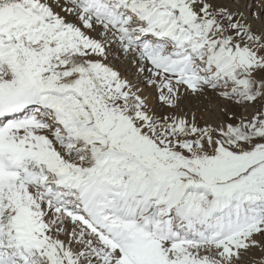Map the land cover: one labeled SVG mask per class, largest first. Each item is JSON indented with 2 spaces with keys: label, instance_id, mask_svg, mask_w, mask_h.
<instances>
[{
  "label": "snow or ice",
  "instance_id": "obj_1",
  "mask_svg": "<svg viewBox=\"0 0 264 264\" xmlns=\"http://www.w3.org/2000/svg\"><path fill=\"white\" fill-rule=\"evenodd\" d=\"M111 43L145 62L169 108L181 88L260 105L215 126L158 114L105 62ZM255 234L264 32L243 11L221 0H0V264H237Z\"/></svg>",
  "mask_w": 264,
  "mask_h": 264
},
{
  "label": "rangeland",
  "instance_id": "obj_2",
  "mask_svg": "<svg viewBox=\"0 0 264 264\" xmlns=\"http://www.w3.org/2000/svg\"><path fill=\"white\" fill-rule=\"evenodd\" d=\"M225 2L233 4L236 7L235 9H239V8H240L239 10L242 9V6L240 5L241 3L240 4L237 2L235 3V0H225ZM107 59L105 60L106 63L111 64V66L113 65L112 67L115 66L114 69L116 68V70L118 71L120 70V67L119 66L116 67L114 61L110 62L112 59L114 60L113 53H111V51L109 52ZM130 76L133 77V74H130L128 76V81L130 80ZM146 83L147 81L144 82V85H146V87L148 88L147 92L149 94H147L146 98L143 96L142 98L144 99L145 104L149 108L155 110L158 114H167L168 112H172V111H180L182 114L188 113L189 117L194 116L198 124L201 126H203L205 123H210L215 126L219 124L221 121L228 119L229 113L234 114V116L237 118L244 115H250L253 107H259L260 105L259 101L257 102L256 105H249V104L241 105L235 102V100L226 99L222 96L216 95L213 92H208L209 89L207 91L203 90L202 92L199 93H192L190 90L181 88L180 96L182 95L183 96L179 100L178 109H172L169 108L167 105L163 104L158 99V93L155 86ZM132 84L136 86L137 83H135L133 80ZM183 89L186 92L183 91ZM153 93L155 94V96H153ZM204 93L207 95L205 96ZM214 95L215 97H213ZM209 96L211 97V99L209 98ZM202 100L205 103H203ZM246 107L248 108L246 109ZM206 109L209 111L206 112ZM253 238L259 242V246L251 247L247 250V252H242L241 258L237 262V264H259L260 258L264 257V235L255 234ZM78 246L71 245V247L74 250H78L77 248Z\"/></svg>",
  "mask_w": 264,
  "mask_h": 264
},
{
  "label": "bare ground",
  "instance_id": "obj_3",
  "mask_svg": "<svg viewBox=\"0 0 264 264\" xmlns=\"http://www.w3.org/2000/svg\"><path fill=\"white\" fill-rule=\"evenodd\" d=\"M221 2L224 3L225 5L231 7L234 10L236 8L233 4L225 2V0H221ZM236 2L239 3V4L241 3L240 4L242 6L241 11L244 12L245 17L247 18V21L252 26V28L255 31H257V32H264V0H235V3ZM91 34L94 35V36L96 35V33H91ZM107 47H108V52L111 51V53H113L114 60L112 59L110 62L114 61V64L116 65V67H118V66L120 67V70H119L120 72L119 73L121 74V76L123 78L128 80V76L130 74H133V77L130 76V80L129 81L132 83L133 80H134V82L137 83L136 87L140 90L139 91V95H141V96L146 98L147 94H149V93L147 92L148 88L146 87V85H144V82L147 81V79L150 77L151 73H149L147 71H144V72H140L139 71L141 64H143L145 62L139 60V57L137 55H135V54H126V53H124L119 48V44L118 43H111ZM107 61H108V59H107ZM149 67H150V65H149ZM128 73H129V75H128ZM131 79H132V81H131ZM204 90L207 91L208 89L205 88ZM183 91H185V90L183 89ZM208 92H213V91L209 89ZM213 93L218 95L216 92H213ZM182 94H183V92H182ZM206 95L207 94H205V96ZM153 96H155L154 93H153ZM213 97H215V95ZM209 98L211 99L210 96H209ZM202 102H203V100H202ZM203 103H205V102H203ZM248 107H246V109ZM207 111H209V110L206 109V112ZM209 115H206V116H209ZM66 227L70 231L73 226L71 225V223H68L66 225ZM60 238L62 240H64L65 242H68V240H69V236L67 235V233L62 234ZM71 245L78 246L77 242L74 241V240L72 241ZM80 247H81L80 245L77 247L78 250H79Z\"/></svg>",
  "mask_w": 264,
  "mask_h": 264
}]
</instances>
